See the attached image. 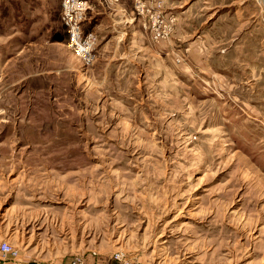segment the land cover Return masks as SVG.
<instances>
[{
	"label": "rangeland",
	"instance_id": "obj_1",
	"mask_svg": "<svg viewBox=\"0 0 264 264\" xmlns=\"http://www.w3.org/2000/svg\"><path fill=\"white\" fill-rule=\"evenodd\" d=\"M95 1L83 63L60 0H0V259L264 264V0H147L156 41L128 0L127 55Z\"/></svg>",
	"mask_w": 264,
	"mask_h": 264
},
{
	"label": "built area",
	"instance_id": "obj_2",
	"mask_svg": "<svg viewBox=\"0 0 264 264\" xmlns=\"http://www.w3.org/2000/svg\"><path fill=\"white\" fill-rule=\"evenodd\" d=\"M105 1L106 0H101ZM116 2L117 0H107ZM90 0H60L58 16L59 22L64 32V47L83 63H87L94 49L96 35L91 30H85L84 19L85 12L89 9ZM133 16L143 17L144 25L150 30L151 38L156 41L167 37V27L160 24L166 23L169 26L172 21L167 14L161 11L160 2L152 5L147 0H134ZM0 254L13 256L15 251L4 241H0ZM111 258L117 264H141L140 261L133 256L123 253L122 250L113 251ZM71 264H85V260L75 257Z\"/></svg>",
	"mask_w": 264,
	"mask_h": 264
},
{
	"label": "crops",
	"instance_id": "obj_3",
	"mask_svg": "<svg viewBox=\"0 0 264 264\" xmlns=\"http://www.w3.org/2000/svg\"><path fill=\"white\" fill-rule=\"evenodd\" d=\"M126 1H128V0H117L116 3L115 2H110L111 3V7H108V6L103 5V4L106 3L105 1L96 0L95 1L96 3H91V6L93 8H95V11L98 10L96 12H99L100 9H103V7L105 6V9L107 10V13H106L107 18H109L108 20H110V21H111L112 18H115V16L120 18V20L117 19L116 21L113 20L111 22L112 23L116 22V23L121 24V25H118V24L113 25V24H111L109 26V28L110 27L111 28L109 30H107L106 35L107 34H110V35L112 34V35H115L117 37L119 36V41H118V43L120 42L119 46L121 47V49H123V54L127 55L129 46H128V42L127 41H124V40L122 41L124 36H127L128 34H130L131 35V40L133 42L134 41L135 42L136 41L139 42L140 40L143 41L144 42V46L147 49L150 48L151 41L149 42V39L146 36H145V38H140L139 39L140 34L142 35L141 31L138 30V29H140V21L141 20L139 19V20L133 22V19L131 18V15H132L131 14V9L129 8V4ZM91 10H90V13H91ZM128 11H130V12L128 13ZM57 16H58V11H57ZM135 29L138 30V31H134ZM113 30H118V32L116 33L117 35L113 34ZM131 30H132V32H131ZM134 34H137L136 36L138 37V39L137 38L133 39ZM0 264H13V263H11L10 261H5L3 259H0Z\"/></svg>",
	"mask_w": 264,
	"mask_h": 264
},
{
	"label": "bare ground",
	"instance_id": "obj_4",
	"mask_svg": "<svg viewBox=\"0 0 264 264\" xmlns=\"http://www.w3.org/2000/svg\"><path fill=\"white\" fill-rule=\"evenodd\" d=\"M162 27H167V29H168V31H167V36H168V32H169V26H167V24L166 23H163V24H160ZM161 39H163V38H161Z\"/></svg>",
	"mask_w": 264,
	"mask_h": 264
},
{
	"label": "trees",
	"instance_id": "obj_5",
	"mask_svg": "<svg viewBox=\"0 0 264 264\" xmlns=\"http://www.w3.org/2000/svg\"><path fill=\"white\" fill-rule=\"evenodd\" d=\"M58 38V37H57Z\"/></svg>",
	"mask_w": 264,
	"mask_h": 264
}]
</instances>
